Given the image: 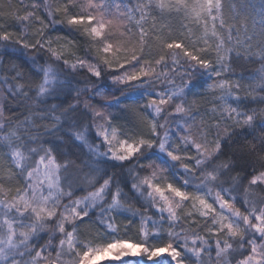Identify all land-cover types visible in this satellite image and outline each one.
Here are the masks:
<instances>
[{
  "label": "snow or ice",
  "instance_id": "snow-or-ice-1",
  "mask_svg": "<svg viewBox=\"0 0 264 264\" xmlns=\"http://www.w3.org/2000/svg\"><path fill=\"white\" fill-rule=\"evenodd\" d=\"M252 8L251 31L232 0H41L25 4L23 15L3 14L23 27L0 24V50L48 53L51 62L36 71V99L61 103L44 109L54 123L40 141L22 135L30 130L21 124L5 131L0 98V264H264V194L254 191L264 192V135L259 152L251 144L232 149L241 130L264 127V108L242 107L249 97L264 103V68L244 97L240 81L227 78L235 75L234 50L264 61V0ZM157 14L178 18L181 30ZM61 30L85 41L84 57L70 62L64 56L74 53L53 46L61 37L48 33ZM11 71L0 84L12 99H31L17 82L25 74ZM107 82L120 93L108 107L135 106L121 109L131 114L128 125L114 126L90 104ZM137 221L133 243L126 237ZM93 227L91 240L80 238Z\"/></svg>",
  "mask_w": 264,
  "mask_h": 264
},
{
  "label": "trees",
  "instance_id": "trees-1",
  "mask_svg": "<svg viewBox=\"0 0 264 264\" xmlns=\"http://www.w3.org/2000/svg\"><path fill=\"white\" fill-rule=\"evenodd\" d=\"M41 0H23V3L21 0H2L3 7L0 8V24H11L12 29L16 31H20L22 29V25L17 24L14 20L11 19V17H6L3 14L4 13H12V14H25L24 12V5L25 4H32V3H40ZM61 3L66 2V0H60ZM227 2V0H226ZM232 3H235L237 6V13H238V20H243L244 17H247V24L249 27V31H251V25L253 18L258 19V17L255 16V11L252 8V5L255 6V9H259L260 7V0H232ZM28 11H32L31 8L28 9ZM37 15L41 16L45 20H47V16L44 14V12L38 11ZM231 15V13H229ZM60 17H57L59 19ZM158 23L160 24H170L171 30L175 33L177 31H180V22L179 19L176 17H165L163 19H160L158 14ZM233 23H238V21H232ZM34 27H39V25H35ZM148 27V25H146ZM30 31L34 30V28H30ZM195 32V36L201 35L200 29H193ZM50 37L55 39L56 37H61L58 44H54V47H57L58 50L61 49V46H64V48L69 49L74 55H65L64 58L69 60L70 62H75L77 57H84L85 51L84 48L86 47L85 41L80 40L79 37L70 35L67 31H54L48 33ZM222 35L225 37V46L226 47H233L232 44H229L227 41V33H222ZM240 39L243 40V29H241V32L239 34ZM237 37V33L233 32V40H235ZM195 38V37H193ZM67 41H74L77 45V47H72L71 45L67 44ZM211 43V41H210ZM202 46V45H201ZM241 52V57L237 58L235 54V50L231 54V67L234 70L235 75H231L227 77L230 80H239L241 83V88L238 92V95L244 97L247 96L248 93L253 92V87L256 84V82L259 80L261 73V69L264 68V61L260 59V56L257 55H244V49H239ZM253 53H257L258 49L253 46L252 48ZM34 55H42L44 59H37L35 63L32 61V57ZM209 58H214L209 57ZM51 59L48 56V53L41 52L39 54L26 52V53H19L15 50H8L7 52L0 50V79H3L5 77H12L15 75L14 72L11 71V68L13 65L17 66V68L25 74V79L17 81L18 83L26 85L25 91L28 93V96L31 97V99H25L23 95H18L16 99H12V97L8 94L7 89L3 84H0V98H3L2 102L4 103V125H5V131H8L10 128L15 127L17 124H21L22 127H26L30 130L29 133H22V135H31L34 137H37L40 141H46L48 139L46 133V129H50L54 121L49 116V113L44 111V109L50 107L51 104H60L61 101L59 100H49L48 104H42L39 100L36 99V93L34 90L35 84H38L40 82V77L36 75V71L39 70V67L41 65H44L46 63H50ZM35 69V71H34ZM78 76H82L83 73H80L79 70H77ZM9 83H13L9 79ZM75 83V81H74ZM177 83H179V79L177 78ZM102 85L105 84V82H101ZM28 85H32L33 90L28 91ZM118 85H113L110 82H107L106 86L102 87V92L104 93L103 97H97L96 99L90 100V104L93 106H96L97 108L103 109L107 114H110L112 117H114L113 124L114 126L119 125H128L129 120L131 118L130 112H123L121 109L125 105H129L130 107H135L131 104L129 101H122L120 107H108L105 103L106 100H111L113 96H119L120 93L116 91L115 89L118 88ZM254 94V93H253ZM218 95V93H217ZM89 96L88 93H85L82 97V99H87ZM73 101L69 99L67 103H72ZM204 108H211L212 107V96H208L206 99L201 101ZM242 107L245 109L250 108H264V103L260 102H253L251 98L249 97V100L247 103H243ZM56 115H59V111L55 113ZM206 116H209V123L212 122L210 118V114H205ZM43 116H49L48 119H41L40 117ZM27 121L29 123L22 124L23 121ZM63 120V117L61 118ZM98 123H103V121H97ZM226 124H230V121H225ZM223 128V125H222ZM232 129L230 128L229 131ZM223 135V131L220 133ZM62 135V134H61ZM261 135H264V127L259 126V121H257L256 127L254 129H247V130H241L240 133H238L236 136L232 138V149L237 150L243 147L245 144H251L255 145L256 150L259 152L261 151V140L259 137ZM67 139V137H65ZM91 139V138H90ZM26 144L28 143L27 139L24 141ZM94 143H100L99 140L93 141ZM32 147H36L37 145L33 144ZM65 150H69L68 146L65 147ZM72 150H78L73 148ZM106 149L101 146L100 151H105ZM4 149H0V152H3ZM241 155L240 152H237V156ZM235 159V157H234ZM239 171V169H237ZM246 183V182H245ZM88 191H91V189H88ZM254 191L257 194H264L262 190L259 187H255ZM87 191L84 192H78V196L86 195ZM67 201H65L66 203ZM239 206V205H238ZM127 223V220L125 217L121 216L118 217L116 220V224L121 226V233L123 234V225ZM83 227V226H82ZM139 227L138 221L136 222V227L133 228L131 232H129V237L131 238V242L135 243L138 242L136 237L138 235L137 229ZM151 227V225H149ZM89 234L87 236H81L80 238L83 240H91L93 234L96 232V229L90 228ZM203 234V233H201ZM47 239V237H45ZM43 242V241H42ZM214 255V253H213ZM65 260L71 259L70 256H65ZM103 264V262H101Z\"/></svg>",
  "mask_w": 264,
  "mask_h": 264
}]
</instances>
